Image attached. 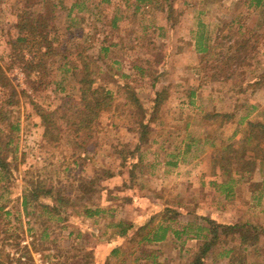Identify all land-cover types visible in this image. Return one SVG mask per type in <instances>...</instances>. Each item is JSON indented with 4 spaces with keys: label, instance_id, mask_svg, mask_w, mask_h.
Masks as SVG:
<instances>
[{
    "label": "rangeland",
    "instance_id": "374dc122",
    "mask_svg": "<svg viewBox=\"0 0 264 264\" xmlns=\"http://www.w3.org/2000/svg\"><path fill=\"white\" fill-rule=\"evenodd\" d=\"M139 1L0 0V104L20 125L13 178L0 182V264H13L10 253L18 249L26 235L34 237V250L42 252L50 264H100L103 253L107 255L103 264H120L122 259L131 264L141 248L136 239L120 241L114 237L116 230L110 224L125 220L136 226L168 203L181 210L182 223L209 216L223 223L252 220L264 224L263 208L246 188L241 187L242 192L231 198L217 190L212 182L220 183L222 177L211 163L213 141L217 145L238 143L247 132V121L264 122V85L255 90L245 88L264 72V8L249 6L248 0H175L178 22L171 29L166 28L167 14L157 8L158 3L152 2L156 9L150 6L140 10L136 9ZM20 17L21 21L28 17L41 22L40 30L47 34L52 49L36 70H28L32 56L16 42ZM200 21L208 24L205 32L212 37L205 55L192 49L202 28ZM238 22L262 35L256 56L239 67L230 80L211 81L212 65L219 55L230 51L224 38ZM186 42L187 48L180 52ZM102 46L110 48L103 52ZM23 53L25 60L21 59ZM81 56L93 63L92 68L102 67L103 72L97 68L94 75L95 87L114 91L113 106L101 111L86 143L84 137L73 135L70 125L59 121L62 140L53 146L43 137L39 111H52L64 104L78 109L80 85L65 68L81 65ZM140 69L145 71L144 76ZM162 70L166 75L153 86L155 73ZM118 81L132 84L147 108L156 89L170 86L163 115L152 124L151 140L156 142L144 148V162L138 164L134 176L136 153L134 157L131 153L136 148L139 120L136 112L122 105L124 96L118 92ZM191 89L196 90L193 107L187 103ZM12 94L17 102L10 105ZM211 111L234 113V120L223 126L211 123L204 116ZM187 122L189 127L185 126ZM189 133L210 140L197 142L187 151ZM117 149L124 150L126 156ZM169 153L178 155L177 167L164 165L174 158ZM106 170L112 176L102 178L92 188L90 183ZM37 177L63 189L75 203L69 206V213L85 207H99L105 212L94 218L72 214L59 223L49 221L40 213V205L34 203L30 206L33 216H28L22 207L23 189ZM46 225L49 237L43 238ZM196 245L195 239H187L184 245L171 239L155 248L160 249V260L165 264H187V251ZM116 246H121L124 253L112 257L111 249ZM255 255L252 248L248 257L259 258ZM260 257L264 259V251Z\"/></svg>",
    "mask_w": 264,
    "mask_h": 264
},
{
    "label": "trees",
    "instance_id": "16d2710c",
    "mask_svg": "<svg viewBox=\"0 0 264 264\" xmlns=\"http://www.w3.org/2000/svg\"><path fill=\"white\" fill-rule=\"evenodd\" d=\"M149 1H155L166 12L169 27L173 29L178 22V15L175 14L174 7L175 0ZM248 1H250L249 6L254 4L256 7L264 8V0ZM201 12H203V9ZM35 20L26 17L21 21L20 17L17 25L20 35L16 42L21 44L23 50H26V53L32 56V60L28 62L29 71L41 68L45 59L52 53L47 34L40 30L42 29L41 22L38 23ZM199 26L202 28L196 36L195 44L197 49L205 55L212 46V37L205 32L206 24L200 21ZM221 30L223 28H220V32ZM232 30L224 38L230 44L228 48L230 51L227 54L219 55L220 57L218 56L219 58L212 65L209 76L211 81L230 80L239 67L249 64L256 56L254 53L257 50L259 41L262 39V35L258 34L259 32L256 29H252L241 22H238L237 27ZM44 46L47 47L46 50H43ZM109 48L108 46H102L101 51L107 52ZM25 54H22V60H25ZM81 57V65L73 64L71 67L65 68L66 72L73 73L80 85L81 96L78 109L74 111L72 107H67L64 104L52 111L43 108H40L39 111L44 128L43 137L53 146L58 145L62 140L59 121L62 120L70 125L73 135L78 139L84 137L83 143H86L91 138L90 135L93 133L94 125L101 111L113 106L114 91L107 87H95L94 75L97 68L102 71V67H95L94 69L91 67L92 62L86 61L83 56ZM202 64L203 61L199 66ZM117 73L121 77H127L124 73ZM140 74L144 76L145 71L140 69ZM163 75H166L164 70L155 73L153 86L159 82ZM116 85L118 92L124 96L122 105L136 112V120H139L136 126L138 134L136 148L131 153L132 157L136 153V163L132 165V176H134L138 164L144 162L145 150L156 142V140H151L152 124L160 121L163 115V107L170 97V86L162 85L159 89H156L151 104L147 108L132 84L118 81ZM262 85H264V72L252 83H247L245 88L252 87L255 90ZM13 95L9 101L10 105L17 102ZM195 96L196 90L191 89L188 92L189 100L187 102L190 107L196 105ZM10 113L11 111L6 110L4 105L0 104V182L12 180L13 163L17 161L20 125ZM204 116L211 123H218L223 126L233 122L235 114L211 111L205 113ZM243 122L244 118L240 120V123ZM185 126L189 127L190 123L187 122ZM246 129L247 132L241 136L238 143H221L219 145L214 141L211 143L214 147L211 153V163L213 168L220 170V176L222 177L220 183L213 181L212 184L216 186L220 193L225 194L226 198L235 197L237 191L241 190L242 192L241 187H245L246 183L249 184V193L253 194V199L257 200V204L263 206L264 212V122L249 120L246 123ZM188 139L187 151L197 142H208L210 137L202 139L189 133ZM145 147L146 149H144ZM117 152L124 153V156H126L124 150L117 149ZM168 155L174 158L165 161L164 165L177 167L180 163L177 158L178 155L175 156L173 153ZM106 171L104 175L97 177L90 183L92 188L102 178L106 179L112 176L109 170ZM139 172L143 173V169H140ZM42 198L49 199V202L41 201ZM34 203L40 205V213L46 215L49 221L59 223L65 222L72 214L81 215L84 218H94L101 212H105L99 207H85L82 211L74 209L69 213V206H74L75 203L63 194V189L39 177L23 189L22 207L28 216L33 214L30 206ZM181 215V210L168 203L163 209L153 212L148 219L141 224H136V226L133 222L125 220H119L110 225L115 228L114 237L118 240L129 238L133 241L136 239V245L141 248L131 264H165L160 260V249L155 248V246L171 239L181 241V244L184 245L189 238L195 239L197 245L194 249L187 251L190 253L187 257V264H264V259L261 260L262 257H260L263 256L264 251V224L255 223L252 220L223 223L209 216L194 217L192 220L182 223L179 219ZM196 220L198 221L196 222ZM177 224H179L178 227ZM62 228H65V226L62 225ZM49 230V226L46 225L42 231L43 238L49 237ZM71 234L72 232H70ZM252 248L255 249L256 255L260 259L248 257V252ZM121 253H124L121 246L113 247L110 252L112 257H118ZM106 257L107 255L103 253L99 260L100 264H103ZM120 264H126V259L120 260Z\"/></svg>",
    "mask_w": 264,
    "mask_h": 264
},
{
    "label": "built area",
    "instance_id": "2783aa9c",
    "mask_svg": "<svg viewBox=\"0 0 264 264\" xmlns=\"http://www.w3.org/2000/svg\"><path fill=\"white\" fill-rule=\"evenodd\" d=\"M34 237L32 235H26L21 241L18 249L10 253L14 259L13 264H50L48 259H45L42 252L34 250Z\"/></svg>",
    "mask_w": 264,
    "mask_h": 264
},
{
    "label": "crops",
    "instance_id": "0c3cea01",
    "mask_svg": "<svg viewBox=\"0 0 264 264\" xmlns=\"http://www.w3.org/2000/svg\"><path fill=\"white\" fill-rule=\"evenodd\" d=\"M138 1V0H137ZM107 2H109V1H107ZM154 4L156 3L155 1L153 2ZM151 1H149V0H141V3H140V1L139 2H137V5H136V9H140V7H141V9H151V7L150 6H152V8H154V9H156V6L155 5H152L153 4ZM142 4H144L143 6H142ZM157 8H159L160 10H162L160 7H159V5L157 4ZM140 9V10H141ZM145 11V10H144ZM152 11V10H151ZM203 13V12H202ZM204 14V13H203ZM115 20H117V18L115 19ZM204 24H206V26H208V24L207 23H205V22H203ZM150 25H154V23H152V24H150ZM166 26V28H170L169 27V25H168V23H167V25H165ZM178 40H182L181 38L180 39H178ZM184 48L186 49L187 48V42L186 43H184V47H181V49H180V52H183V50H184ZM192 49L198 54V55H203L204 53L202 52V51H199L198 49H197V46H196V44L194 43L193 45H192ZM248 185L249 184H245V187L244 188H246V191H248L249 192V190H248ZM250 194H251V192H250ZM252 196H253V194H252ZM254 198V197H253ZM262 208H263V206H262ZM141 224V223H140Z\"/></svg>",
    "mask_w": 264,
    "mask_h": 264
}]
</instances>
